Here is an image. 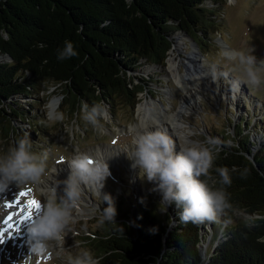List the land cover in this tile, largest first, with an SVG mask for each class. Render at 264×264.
Wrapping results in <instances>:
<instances>
[{
  "label": "trees",
  "instance_id": "1",
  "mask_svg": "<svg viewBox=\"0 0 264 264\" xmlns=\"http://www.w3.org/2000/svg\"><path fill=\"white\" fill-rule=\"evenodd\" d=\"M221 8L219 0H0V139H10L18 121L36 120L32 103L23 102L33 88L60 87V105L68 103L72 113L82 101H103L112 113L116 101L134 109L145 90L134 84L138 68H162L176 34L185 32L197 45L208 42ZM66 40L78 56L60 61L57 50ZM251 112L230 122L235 138L221 132V151L210 170L232 208L216 220L184 222L175 203L159 210L158 192L149 191L154 186L146 180L147 193L133 197L127 210L116 208L114 223L96 219L98 231L90 232L95 238L78 230L92 253L103 257L100 264H264V141L242 138ZM220 167L238 170L230 173V186L219 183ZM245 215L254 226H246Z\"/></svg>",
  "mask_w": 264,
  "mask_h": 264
},
{
  "label": "rangeland",
  "instance_id": "2",
  "mask_svg": "<svg viewBox=\"0 0 264 264\" xmlns=\"http://www.w3.org/2000/svg\"><path fill=\"white\" fill-rule=\"evenodd\" d=\"M219 3L222 4V8L217 13L219 23L217 29L212 28L209 34L212 39L208 42L199 40L197 50L189 44L186 36L176 34L175 43L162 68L142 64L135 73L134 84L143 85L145 90L138 95L134 109L116 101V106H113L114 112L108 110V119L102 122V128L99 130L84 122L80 111L74 113L69 111L68 103L60 105L63 99V94H59L60 87L51 86L47 91L39 93L37 88L30 90L31 96L23 102L32 103L36 110V120L18 121L17 132L14 131L6 142L0 139V155L14 146L18 139L26 136L31 142L34 153L47 154V166L40 185L16 186L13 183L0 192V229L8 228L3 220L10 213H18L8 222L12 225V228L8 229L11 235L5 232L0 242V264H37L36 258L29 252L27 229L35 216L43 210L47 193L42 194L41 189L50 188L59 172L66 168L68 161L78 152L93 157H103L104 160L106 158L110 176L100 190L101 200L94 192L84 190L82 202L76 207L73 221L68 226L69 231L63 244L65 251L60 253L59 258L55 254L51 258L41 257L39 264H67L69 255H76L85 250L92 252V249L87 247L88 241L85 240L87 238L85 235H90L91 231H98L100 223L96 219H100V213L97 207L101 211L107 207L102 199L103 194L110 195L115 207L124 211L129 209L133 197L147 193L145 187L148 183L140 176V168L135 158L131 156L134 151L135 128L140 127L136 109L140 103L147 101L152 106L156 105V115L159 113L162 115L163 112L172 114L182 104L183 86L180 87L168 74L167 63L170 57L177 62L181 80H184L182 77L185 74L190 77L192 71L189 70L188 65H191L196 72L205 70L211 74L210 78H206L201 83V88L198 89L197 95L192 97V102L184 104L186 112L178 120L182 125L163 127L175 141L177 152L185 143L205 142L210 138L222 141L224 136L220 135L221 132L225 133L223 135H226V138L230 133L235 138L236 131L230 122L233 125L238 123V120L245 117V112L250 109L252 112L248 115L249 118H246L248 125L242 138L244 135H249L250 141H264V83L259 87L247 83L245 66L241 65L238 59H228V54L232 51L247 53L249 48H253L257 60H264V0H219ZM261 76L264 78V70L261 71ZM142 77L146 83L142 82ZM54 99H58V106L52 111L50 102ZM249 102L252 103L251 106ZM57 111L64 114V120L48 119L47 113ZM40 116L45 118V123H39ZM37 128L41 131L37 132ZM227 143L233 144L231 141ZM257 149V145L252 147L249 158H252ZM151 184L155 187L153 183ZM135 188H137L136 194L133 195ZM18 191H25L27 196L19 198L20 203L14 207H5ZM57 195H62V191H57ZM155 196L161 201L159 192ZM32 199L39 201L41 206L38 210H32L31 218L24 219L28 214L24 211L25 204ZM78 230L82 231V234L85 231V235L78 233ZM88 237L95 238L92 235Z\"/></svg>",
  "mask_w": 264,
  "mask_h": 264
},
{
  "label": "clouds",
  "instance_id": "3",
  "mask_svg": "<svg viewBox=\"0 0 264 264\" xmlns=\"http://www.w3.org/2000/svg\"><path fill=\"white\" fill-rule=\"evenodd\" d=\"M130 5L131 0H126ZM82 30V29H81ZM44 48L46 45L39 44ZM254 49L248 52L232 51L228 59L239 60L244 65L247 83L259 87L264 83L261 71L264 70V60H257L253 54ZM78 52L72 41L66 40L63 48L57 50V59L60 61L77 57ZM81 119L90 124L94 129H101L102 122L109 116L108 107L103 101L95 102L91 106L81 102ZM50 120H64V114L47 113ZM134 151L132 157L140 168V176L155 187L151 192L161 194L160 211H165V205L173 203L180 209L179 216L184 222L198 223L204 220H216L221 214L232 208L229 194L225 187H214L210 170L217 155L221 151V141L208 139L205 142L185 143L177 152L176 143L162 126L144 124L135 130L133 139ZM70 173L62 181L64 187L62 195H57L56 187L41 189L42 194L47 193L43 210L36 215L27 229L29 234V252L39 264L41 257L51 258L54 254L59 258L64 252L63 244L69 224L73 221L76 207L81 204L84 190L95 193L101 200V189L106 179L110 176L108 164L103 157H93L84 152H78L68 161ZM47 154L34 153L30 140L25 136L18 139L14 146L0 155V192L10 184L21 186L24 184L40 185L46 171ZM231 170L220 167L216 172L220 176L222 186L231 185ZM241 178L247 175V169L240 173ZM203 177V179H201ZM210 181H212L210 183ZM60 183V182H57ZM103 201L107 207L100 213V223L105 221L114 223L116 207L108 194H103ZM144 203V198H141ZM246 226L252 227V217L245 215ZM122 230V229H121ZM155 232V229H150ZM103 257L95 256L90 250L82 251L76 255H69L67 264H100Z\"/></svg>",
  "mask_w": 264,
  "mask_h": 264
},
{
  "label": "bare ground",
  "instance_id": "4",
  "mask_svg": "<svg viewBox=\"0 0 264 264\" xmlns=\"http://www.w3.org/2000/svg\"><path fill=\"white\" fill-rule=\"evenodd\" d=\"M194 52V51H193ZM194 54V53H192ZM167 70L168 74L174 78V81L178 82L180 87L183 86L181 89L184 92V97L182 98L181 105L178 106L177 111L175 113L169 114L167 112H163L161 115L159 112L158 115H156V105L152 106L149 102L145 101L144 103H140L137 106L136 109V114L138 115L139 119V124L140 126L144 124H148L151 126H162L165 127L166 125H170L171 127H177L181 126V123H178L179 118L183 116V113H185L186 105H184L186 102L190 104L192 102V97L194 95H197V91L199 88H201V83H203L206 78H210L211 74L209 72H206L205 70L203 71H198L191 66L188 65V68L191 72L190 77H187L186 74L183 75L181 80V74L178 70L177 62L173 57H170L168 59L167 63ZM208 71V70H207ZM192 81H189V80ZM186 81V82H185ZM58 106V99H54L50 102V108L52 111H55V108ZM190 109V106L188 107ZM168 110V109H167ZM136 130V128H135ZM98 155V153H96ZM109 158V157H108ZM106 160V158H105ZM70 173V168L69 165L66 166V168L62 169L58 177L54 179V184L51 187H56V191L61 192L63 190V183L68 175ZM60 182V183H57ZM89 212V211H88Z\"/></svg>",
  "mask_w": 264,
  "mask_h": 264
},
{
  "label": "snow or ice",
  "instance_id": "5",
  "mask_svg": "<svg viewBox=\"0 0 264 264\" xmlns=\"http://www.w3.org/2000/svg\"><path fill=\"white\" fill-rule=\"evenodd\" d=\"M115 143V141H114ZM27 196V193L25 191H18L16 193V196L8 201L6 204H5V207L7 208H12L14 206H16L17 204L20 203V199L19 198H22V197H26ZM41 206V203L35 199H32V200H28L27 203L25 204V208H24V211H27V216L24 217L25 218H31L32 216V210L35 209V210H38ZM15 215H18V213H10L4 220H3V223L7 224L8 225V228L7 229H0V242H2V239H3V236H4V233L5 232H8L9 235H11V232L8 231V229H11L12 228V225L10 223H8L9 221H12L13 220V217Z\"/></svg>",
  "mask_w": 264,
  "mask_h": 264
},
{
  "label": "water",
  "instance_id": "6",
  "mask_svg": "<svg viewBox=\"0 0 264 264\" xmlns=\"http://www.w3.org/2000/svg\"><path fill=\"white\" fill-rule=\"evenodd\" d=\"M182 35L186 36L188 38L189 44L193 45V47L198 50L197 43L190 36H188L185 32H182Z\"/></svg>",
  "mask_w": 264,
  "mask_h": 264
}]
</instances>
